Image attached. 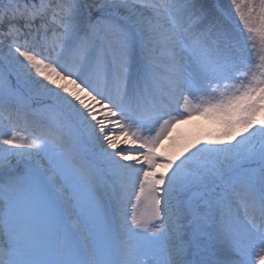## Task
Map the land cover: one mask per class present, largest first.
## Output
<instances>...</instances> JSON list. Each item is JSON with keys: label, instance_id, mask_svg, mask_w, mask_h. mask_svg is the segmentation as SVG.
I'll list each match as a JSON object with an SVG mask.
<instances>
[{"label": "snow or ice", "instance_id": "obj_1", "mask_svg": "<svg viewBox=\"0 0 264 264\" xmlns=\"http://www.w3.org/2000/svg\"><path fill=\"white\" fill-rule=\"evenodd\" d=\"M0 264H264V0H0Z\"/></svg>", "mask_w": 264, "mask_h": 264}, {"label": "rangeland", "instance_id": "obj_2", "mask_svg": "<svg viewBox=\"0 0 264 264\" xmlns=\"http://www.w3.org/2000/svg\"><path fill=\"white\" fill-rule=\"evenodd\" d=\"M210 2L219 3L225 9L230 8V0H210ZM185 121L187 122L186 125L188 126V130L183 133H176L171 138V141H166L163 145L160 144L156 149L158 154L166 157L173 156L178 153L186 143L196 139L203 142L207 138L218 136L223 131V126L213 117L194 115L191 119ZM119 146L134 150L139 147V143L134 142L130 137H121ZM163 171L164 168L161 167L158 169L157 174Z\"/></svg>", "mask_w": 264, "mask_h": 264}, {"label": "bare ground", "instance_id": "obj_3", "mask_svg": "<svg viewBox=\"0 0 264 264\" xmlns=\"http://www.w3.org/2000/svg\"><path fill=\"white\" fill-rule=\"evenodd\" d=\"M101 111H102V109H101ZM186 130H188V126L186 125V122L183 121L182 123L176 125V127H175V132H174V133H177V134H178V133H183V132H185ZM172 136H173V134H171L170 137H169L168 139L172 138ZM171 140H172V139H170V141H171ZM137 167H140V166L137 165Z\"/></svg>", "mask_w": 264, "mask_h": 264}]
</instances>
